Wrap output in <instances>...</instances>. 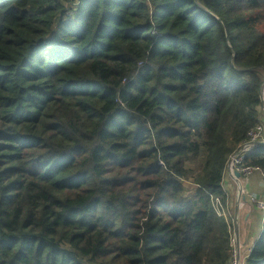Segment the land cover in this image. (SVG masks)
I'll use <instances>...</instances> for the list:
<instances>
[{"label": "trees", "instance_id": "1", "mask_svg": "<svg viewBox=\"0 0 264 264\" xmlns=\"http://www.w3.org/2000/svg\"><path fill=\"white\" fill-rule=\"evenodd\" d=\"M198 2L0 0V264H231L213 202L264 124V0Z\"/></svg>", "mask_w": 264, "mask_h": 264}, {"label": "crops", "instance_id": "2", "mask_svg": "<svg viewBox=\"0 0 264 264\" xmlns=\"http://www.w3.org/2000/svg\"><path fill=\"white\" fill-rule=\"evenodd\" d=\"M236 188L233 176L224 174L221 189L225 196L226 220L230 222L232 254V235L234 234L233 238L236 243L234 229L237 228L238 243H236L237 254H235L236 259L238 256V264H243L251 247L261 232L264 220L263 214L247 203L248 196L258 198L264 192V184L261 176L258 173H253L249 176L247 184L243 186L240 197H238V190Z\"/></svg>", "mask_w": 264, "mask_h": 264}, {"label": "built area", "instance_id": "3", "mask_svg": "<svg viewBox=\"0 0 264 264\" xmlns=\"http://www.w3.org/2000/svg\"><path fill=\"white\" fill-rule=\"evenodd\" d=\"M264 89L260 93L261 102L263 100ZM260 145H264V127L262 125H257L255 128L251 129L247 132L245 140L239 145L237 150L229 157L230 160L228 161V165H230L229 175L232 176L234 172H237L240 176L244 174H252L253 172H258L261 176L262 182L264 184V172H260L261 170L258 168L250 169L251 167H246L243 164L244 157ZM227 166L225 173L227 172ZM240 193H242V187L240 186ZM248 201L253 204L257 205V211L261 212L264 216V192H263V199L259 200V197L256 198L254 196H248ZM213 208L217 216L222 217L226 220V216L224 210L221 206V203L216 199L213 202ZM232 264V263H231ZM236 264V261H234Z\"/></svg>", "mask_w": 264, "mask_h": 264}, {"label": "rangeland", "instance_id": "4", "mask_svg": "<svg viewBox=\"0 0 264 264\" xmlns=\"http://www.w3.org/2000/svg\"><path fill=\"white\" fill-rule=\"evenodd\" d=\"M263 100H264V94H263ZM263 103V105L259 108V110L262 112V114L264 113V102H262ZM260 125H262L263 127H264V124L262 123V124H260ZM229 160H230V158H229ZM228 160V161H229ZM227 164H228V162H227ZM227 164H226V166H227ZM250 169H253V168H250ZM225 171H226V167H225ZM229 171H230V165H228L227 166V172H228V175H229ZM260 172H262V170L260 171ZM234 173H237V172H234ZM263 173V172H262ZM224 174H227V173H225L224 172ZM238 174V173H237ZM253 174V173H252ZM239 175V174H238ZM260 175V174H259ZM224 176V175H223ZM240 176V175H239ZM249 176H250V174H244V175H242V176H240V178L237 180V182H235V184H236V189L238 190V188H239V186H241L242 187V189H243V186L245 185V184H247V181H248V178H249ZM234 180H235V178H234ZM222 183V182H221ZM261 199H263V194L262 195H260L259 196V200H261ZM250 206H252L255 210H259L258 209V207H257V205H253V204H251L249 201L247 202ZM222 206V205H221ZM222 208H223V210H224V213H225V216H226V219H227V215H226V211H225V206H222ZM259 212V211H258ZM234 234L232 235V241H233V254H232V258H231V262H232V264H234V261H235V259H236V254H237V249H236V246H237V244L235 243V241H234ZM236 244V245H235ZM236 253V254H235Z\"/></svg>", "mask_w": 264, "mask_h": 264}, {"label": "water", "instance_id": "5", "mask_svg": "<svg viewBox=\"0 0 264 264\" xmlns=\"http://www.w3.org/2000/svg\"><path fill=\"white\" fill-rule=\"evenodd\" d=\"M194 3L201 7V5L199 4L198 0H194ZM233 178H235V182H237V180L240 178V176L237 174V173H233ZM240 187V186H239ZM238 197H240V188H238ZM235 230V239H236V243L237 242V228L234 229ZM236 264H238V256H237V259H236Z\"/></svg>", "mask_w": 264, "mask_h": 264}]
</instances>
